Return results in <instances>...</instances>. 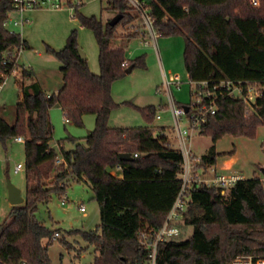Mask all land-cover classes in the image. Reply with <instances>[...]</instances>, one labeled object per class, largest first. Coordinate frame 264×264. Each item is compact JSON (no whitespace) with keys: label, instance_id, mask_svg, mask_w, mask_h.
Returning <instances> with one entry per match:
<instances>
[{"label":"trees","instance_id":"16d2710c","mask_svg":"<svg viewBox=\"0 0 264 264\" xmlns=\"http://www.w3.org/2000/svg\"><path fill=\"white\" fill-rule=\"evenodd\" d=\"M104 1L108 12L122 15L115 27L101 18L80 14L82 5L74 11L75 20L95 38L99 75L91 73L87 59L79 57L77 33L72 31L63 49H45L60 64L58 93L48 96L36 81L25 84L34 74L20 69L21 97L14 123L9 125L0 116V142L23 138L26 179L23 204L11 206L9 221L0 224V264H51L48 247L60 232L39 222L35 212L53 194L62 197L71 182L88 184L99 206L97 229L70 232L79 234L87 247H94L91 264H150L141 234L164 224L179 195L182 158L171 149L162 133L165 129L154 136L151 127H109V116L119 106L112 100L111 85L126 75V68L144 67L145 62L144 56L125 57L124 46L139 38L137 33L125 30L122 37L115 36L118 26L136 22L127 2ZM148 4L160 36L183 38L184 69L190 82L211 86L226 79L240 84L244 92L248 87L261 89L251 105L240 98L218 96L215 114L208 116L198 133L213 141L197 167L205 172L220 156L215 144L222 137L252 139L264 125V0L257 7L251 0H158ZM12 12V0H0V69H4V60L12 63L8 54L28 48L5 26ZM124 61L126 67L121 66ZM124 104L139 111L146 123L154 121L156 106ZM53 106L78 127H83L85 115L94 116V129L83 144L68 137L56 142L59 151L52 146L49 113ZM65 142L73 143L74 148L66 151ZM122 153L132 160H120ZM58 155L63 161L60 165L55 161ZM117 169L122 178L111 174ZM184 201L185 211L177 224L181 234L157 244L156 264H229L239 255L264 256L263 178H244L226 197L213 187L193 186ZM187 227L192 228V235L183 239Z\"/></svg>","mask_w":264,"mask_h":264},{"label":"rangeland","instance_id":"374dc122","mask_svg":"<svg viewBox=\"0 0 264 264\" xmlns=\"http://www.w3.org/2000/svg\"><path fill=\"white\" fill-rule=\"evenodd\" d=\"M80 1L82 7L79 13L85 16H94L108 22L115 15L108 12L107 4L104 0H74ZM259 2V0H258ZM71 23V30L67 33L63 46H65L67 37L72 31L77 33L78 48L87 56V64L93 61V56L98 54V47L90 30L84 29L85 37L79 36V22L72 18L67 20ZM127 26H118L116 37H122ZM17 33V32H16ZM141 40H131L125 44V54L127 60H134L136 57L144 56V67H137L131 74L125 75L115 81L113 85L115 100L119 102L118 108L111 113V123L122 122L128 127H151L154 130V136L159 133V127L165 126L167 140L173 150H178V143L175 140V132L172 130L173 121L170 112L166 107V98L158 94L157 90L161 88L164 77L179 75L181 84L179 88L172 86L171 92L176 105L190 106L195 102L194 84L188 80L186 70L184 69L183 47L184 40L180 36L164 37L157 39L156 51L152 48H144L140 44ZM83 49H81V47ZM46 47H51L47 43L40 44L38 47L32 46L26 49L21 56V62L24 63L26 70L33 72L32 80L25 83H31L38 80L45 93L54 92L61 85L60 64L53 57L45 53ZM58 50V49H54ZM96 67L98 71V55L96 56ZM30 65L27 68V65ZM111 85V86H112ZM18 83L14 79H8L0 91V115L4 121L12 125L15 120V108L18 102ZM129 102L134 106L156 105V115L160 120L154 119L151 124L146 123L141 117L139 111L131 106L124 104ZM161 105H160V104ZM160 106H157V105ZM163 107V108H162ZM119 109V110H118ZM114 112V113H113ZM94 116L85 115L83 118V127H78L63 120L61 111L56 106L51 107L50 121L53 129L52 146L57 149V143L62 140L72 138L78 143L83 144V139L88 131L94 129ZM182 128H186L188 122L181 120ZM165 124V125H164ZM213 145L212 139L208 136H200L195 133L191 137L190 150L196 157L205 155L208 149ZM74 148L71 142H65L64 149L69 151ZM215 151L218 156L214 168L222 173L236 172L244 178L254 176L263 178L261 170L264 169V125L257 128L254 138L224 136L216 142ZM24 148L22 143L15 141V138L0 142V224L9 221V212L11 205L7 201L6 183L10 181L24 195L26 179L24 178V169L16 173L14 168L17 164L24 165ZM229 168H226V167ZM220 169V170H218ZM227 195H225L226 197ZM67 197V201L63 198ZM82 206L84 212L78 210ZM37 220L43 223L48 229H57L60 237L53 239L49 248V257L51 264H91L94 260V247L86 246L79 234L70 232L95 230L100 224V212L90 186L86 183L71 182L66 187L63 196L52 195L48 203L38 204L35 212ZM192 235V228L187 227L182 233L183 239H188ZM62 241L67 245H62Z\"/></svg>","mask_w":264,"mask_h":264},{"label":"built area","instance_id":"2783aa9c","mask_svg":"<svg viewBox=\"0 0 264 264\" xmlns=\"http://www.w3.org/2000/svg\"><path fill=\"white\" fill-rule=\"evenodd\" d=\"M149 1L158 0H125L129 9V13L132 14L136 22L134 24L127 25L126 30L137 33L141 42L140 44L144 48H152L156 51L157 39L160 37V33L155 26L156 19L152 14V10L148 4ZM82 3L74 0H12L13 12L18 13L19 18L13 22L14 26H21L26 22L23 17L24 12L30 10H64L67 9L71 12V17L74 18V11L76 7H80ZM251 5L257 7L259 5L258 0H251ZM10 23L9 19L5 23L7 26ZM23 52L22 48H19L16 52L8 54V59L12 60L9 64L8 60L2 62L0 69V91L3 88L5 82L10 79H18L21 77L19 68L17 67L16 60L18 56ZM122 67H126V62L121 64ZM164 81L160 89L157 90L158 94H162L166 98V108L171 114L173 121L172 130L175 132V140L178 143V150L182 158V166L179 173V179L181 181V188L179 195L171 208V211L164 222V224L154 231H146L141 234V244L149 251V263L156 264V251L157 244L159 242L173 240L181 234L180 228L177 224L181 221L182 213L185 211L184 197L188 190L194 186L205 185L206 187H213L218 189L223 196L227 195L229 190L235 186L239 181L244 180L240 174L236 172L222 173L216 170L214 166L209 167L205 172L197 169L200 164V158L194 156L190 150L191 137L195 133H199L201 126L206 123L208 116H212L216 111V99L220 97L240 98L244 103L251 105L260 96V87H248L244 92L243 87L240 84H235L229 80H222L211 86L208 82L192 83L195 85L196 90L194 93L195 102L188 106V112L186 113L184 107L176 105L171 87L179 88L181 80L179 75H173L167 77L163 73ZM264 86V83H263ZM156 119L160 116L156 115ZM185 119L188 122L186 128L181 127V120ZM65 123H68L65 120ZM165 135V131L162 132ZM15 141L23 143L22 137H16ZM57 151L60 147L57 145ZM56 165H60L63 161L60 155L55 158ZM24 169V166L17 164L14 168L16 173ZM264 184V179H263ZM67 201V197L63 198ZM78 210L82 213L84 208L78 207ZM59 233H55L53 239L58 238ZM24 264V263H23ZM229 264H264V256L255 255H239L230 260Z\"/></svg>","mask_w":264,"mask_h":264},{"label":"crops","instance_id":"0c3cea01","mask_svg":"<svg viewBox=\"0 0 264 264\" xmlns=\"http://www.w3.org/2000/svg\"><path fill=\"white\" fill-rule=\"evenodd\" d=\"M23 17H24V19L26 20L27 23H25V24H23L21 26H14L13 22H14L15 19L19 18V15H18V13L12 12L10 14V16H9L10 23L6 26V28L9 31H11L12 33H16L17 32V34L20 36V38L23 41H25V43L27 44V47H28L27 50L31 49L32 46L38 47L40 44H43V43L44 44L47 43L48 45H50L54 49H58V50H61V49L64 48L63 44H64V41L66 39L67 33L72 29L71 28V23L69 21H67V20L72 19L70 11H68L67 9L58 10V11L57 10H50V9H48V10H30V11L24 12ZM84 29L85 28H82L81 26H79V28H78L79 33H80L79 36H83V37L86 36L85 33H84ZM80 47H81V49H83L82 46H80ZM23 52H24V50H23ZM23 52L18 56V58L16 60L17 67L19 68V71H20V69L26 70V68L24 67V63L21 62V58H22L21 56L23 55ZM97 55L95 53L94 56H93V61L91 63L89 62V64H90L89 65V71L91 73L95 74V75H99V73H100L99 72V66H98V71H97V67H96V61L95 60H96V56ZM86 59H87V56H86ZM29 66L30 65L28 64L27 68ZM58 69L60 70V67ZM20 78L21 77H19L18 79H14V81L16 83H18V92H19L18 102H19L20 97H21L20 84H19V82L21 80ZM33 81L38 82L40 87L43 90V87L41 86V84H40V82L38 80H33ZM31 83H25V84L28 85V84H31ZM61 85H62V81H61ZM61 85L54 92L47 93V95L49 96L50 94L58 93V90L60 89ZM110 90H111V97H112L113 102L118 105L119 102H117L115 100V94H114L113 85L111 86ZM159 104L157 106L161 105V104L160 105ZM140 106L141 107H146V106H154V105H140ZM182 107H186V106H182ZM165 109H167V108L165 107ZM60 111H61L63 120L65 121L64 114H63L61 109H60ZM111 114H110L109 119H108L109 127H111V128H120V129L121 128H131V127L126 126L122 122L115 123V124L111 123L110 122L111 121ZM49 119H50V113H49ZM160 119H161V117L159 119H157V120H160ZM50 124H51V121H50ZM167 125L168 124H166L165 126H161V127H159V129L167 130L166 129ZM53 129H54V127H53ZM88 132H87V134H88ZM165 136H166V133H165ZM23 148H24V144H23ZM198 158L201 159V157H198ZM226 168H229V167L227 166ZM218 170H220V169H218ZM221 171L222 170H220L219 172H221ZM111 174L114 175L115 177L122 178L120 169L111 171Z\"/></svg>","mask_w":264,"mask_h":264},{"label":"water","instance_id":"95a60500","mask_svg":"<svg viewBox=\"0 0 264 264\" xmlns=\"http://www.w3.org/2000/svg\"><path fill=\"white\" fill-rule=\"evenodd\" d=\"M121 18H122L121 14L115 15L109 20L108 22L109 26L110 27L117 26L118 23L122 20ZM77 53L82 61L86 59V55H84L80 49L77 50ZM124 72L125 74L128 75V74H131L133 71L131 67H128L124 70ZM184 110L186 113L188 112L187 107H184ZM119 159L122 161L132 160L130 155L126 153H122L119 156ZM261 173H263V177H264V169L261 170ZM6 190H7V201L11 206H18V205L23 204L24 198L21 195V191L17 187H15L10 181H7L6 183Z\"/></svg>","mask_w":264,"mask_h":264}]
</instances>
